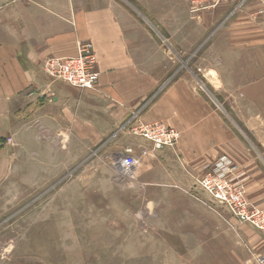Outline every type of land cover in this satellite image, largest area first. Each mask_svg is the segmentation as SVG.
<instances>
[{"label": "crops", "instance_id": "obj_1", "mask_svg": "<svg viewBox=\"0 0 264 264\" xmlns=\"http://www.w3.org/2000/svg\"><path fill=\"white\" fill-rule=\"evenodd\" d=\"M263 7L264 0H243L190 17L187 0H164L161 22L147 19L144 27L114 0H0V138L42 144L62 132L96 143L110 134L119 137L128 120L161 121L179 139L148 160L194 169L201 177L204 167L228 156L249 201L264 205L250 187L255 163L245 136L251 127L264 126ZM192 22L203 37L196 35L195 42L208 43L191 57L186 40ZM158 28L163 42H156ZM85 40L97 57L94 89L45 73L47 57L74 56ZM132 141L124 148L133 147L137 155L149 146L141 137ZM182 235L134 232L120 237L117 254L130 264L139 255L156 264L160 256L180 253L171 250L184 245L175 240Z\"/></svg>", "mask_w": 264, "mask_h": 264}, {"label": "rangeland", "instance_id": "obj_2", "mask_svg": "<svg viewBox=\"0 0 264 264\" xmlns=\"http://www.w3.org/2000/svg\"><path fill=\"white\" fill-rule=\"evenodd\" d=\"M114 1L144 27L147 19L162 20L164 0ZM208 1L187 0L188 16L243 0L204 8ZM162 33L161 28L155 31L156 42L164 41ZM201 33L192 22L187 55L194 56L208 43L195 42L196 35L203 39ZM129 121L116 132H122L119 137L110 134L96 143L72 140L62 132L42 144L16 143L9 135L0 138V264H130L117 254L120 237L125 240L146 231L183 233L175 240L184 245L171 250L180 253L160 256L156 264H256L257 256H264V232L240 222L225 204L206 193L198 183L201 173L148 160L171 146L152 150L143 138L148 147L139 148L138 155L132 147L139 164L131 175L121 174L114 158L140 137L131 132ZM245 136L255 163L249 172L250 187L264 200V126L251 127ZM222 157L229 160L230 176L242 184L246 195L233 160L225 155L217 159ZM257 207L264 210V205ZM138 258L133 264L153 263L146 255Z\"/></svg>", "mask_w": 264, "mask_h": 264}, {"label": "built area", "instance_id": "obj_3", "mask_svg": "<svg viewBox=\"0 0 264 264\" xmlns=\"http://www.w3.org/2000/svg\"><path fill=\"white\" fill-rule=\"evenodd\" d=\"M230 0H209L204 8ZM241 2L242 0H232ZM196 8V7H195ZM194 8V9H195ZM97 57L90 41H79L77 53L70 57H47L43 62V70L50 77L61 80L68 85L85 90L94 89L98 79L96 70ZM131 132L151 143L152 150L165 146H173L179 139V132L161 121L135 122L130 120ZM142 153H149L144 150ZM115 166L121 174L131 175L139 159L132 148H126L124 153L114 158ZM233 167L229 160L220 158L209 164L199 178L201 188L218 202L225 204L233 216L240 222L248 224L264 232V210L250 203L240 182L234 181L230 175ZM256 264H264V256L258 255Z\"/></svg>", "mask_w": 264, "mask_h": 264}]
</instances>
